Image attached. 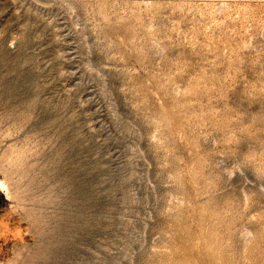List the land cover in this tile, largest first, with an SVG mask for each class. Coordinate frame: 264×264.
Returning a JSON list of instances; mask_svg holds the SVG:
<instances>
[{
    "label": "rangeland",
    "instance_id": "rangeland-1",
    "mask_svg": "<svg viewBox=\"0 0 264 264\" xmlns=\"http://www.w3.org/2000/svg\"><path fill=\"white\" fill-rule=\"evenodd\" d=\"M0 264H264V0H0Z\"/></svg>",
    "mask_w": 264,
    "mask_h": 264
}]
</instances>
